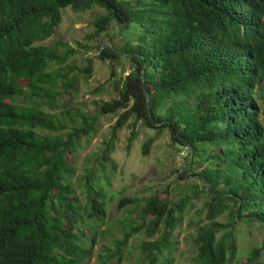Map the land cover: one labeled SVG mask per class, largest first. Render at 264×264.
Returning a JSON list of instances; mask_svg holds the SVG:
<instances>
[{
  "label": "trees",
  "instance_id": "trees-1",
  "mask_svg": "<svg viewBox=\"0 0 264 264\" xmlns=\"http://www.w3.org/2000/svg\"><path fill=\"white\" fill-rule=\"evenodd\" d=\"M94 7L107 12L89 37L97 58L112 66L125 58L132 70L109 86L111 99L85 113L76 99L81 78L93 77V59L72 66L83 45L43 43L66 9ZM112 21L134 30L135 41L98 44ZM107 115L118 119L106 156L133 120L130 142L139 123L168 130L174 146L189 148L190 167L195 158L207 164L177 201L161 193L120 200L118 209L133 208L111 244L101 242L107 203L96 173L79 179L84 203L72 163ZM61 116L80 123L67 126ZM204 196L198 221L188 223L190 264H233L240 222L264 231V0H0V264H125L128 253H137L134 264H173L175 232ZM242 264H264V240Z\"/></svg>",
  "mask_w": 264,
  "mask_h": 264
},
{
  "label": "rangeland",
  "instance_id": "rangeland-1",
  "mask_svg": "<svg viewBox=\"0 0 264 264\" xmlns=\"http://www.w3.org/2000/svg\"><path fill=\"white\" fill-rule=\"evenodd\" d=\"M107 12L103 8L94 7L86 12H76L70 8L64 11L63 22L56 30V33L44 42V45L51 46L56 42L62 41L77 46V43L83 45L79 54L69 60L70 65L84 67L87 65V59H93V77L85 82L81 78L79 94L76 99L78 107L85 113H92L93 101L109 100L113 96L109 86L120 77H127L132 70L131 64L125 58H121L116 66H112L109 61H102L97 58L100 50L95 46V42L90 40V35L95 34V22ZM136 33L126 25L119 26L112 21L107 28V34H100L98 44L103 48L115 47L122 48L127 42L135 41ZM88 49H85V47ZM113 67H116V75L113 73ZM114 75V77H113ZM69 99L64 96L62 101ZM260 100V99H258ZM167 103L161 114L165 113L169 107ZM62 121L67 126L79 124L80 120L76 117L72 123L67 116H61ZM117 115H107L100 117L98 131L91 139L82 142L77 152L72 156V163L75 167L73 181L74 188L78 191L82 201L85 203V194L82 183L79 179L91 171L96 173V182L102 187L107 203L106 223L101 225L106 234L101 242L111 244L114 240L123 237V220L129 217L131 209H118L117 205L124 198L138 199L141 203L144 199L156 193L162 196H169L177 201L182 194L190 193L189 185L197 184L195 173L202 171L207 167L198 158L194 159L196 163L190 167L192 154L189 148L182 145L174 146L171 140V134L168 130L159 134L139 123L135 131L137 136L130 142L133 131V120L122 128L112 146L111 151L105 155L107 143L112 137V127L116 124ZM152 139L153 142L147 156L143 155V148L146 142ZM108 158V163L105 159ZM184 171V173L182 172ZM181 174V180H177ZM108 179H110L108 181ZM201 185V182H200ZM202 189V188H201ZM206 197L195 199V207L185 219L184 224L175 232L178 239L177 249L173 257V264H190L192 255L195 251L191 245L190 238L192 228L188 230V223L191 218L194 223L198 218L194 212L204 206ZM135 215H132V219ZM202 216V218H204ZM219 221L228 222V214L220 216ZM239 253L236 262L233 264H242L246 262L250 251L255 247H261L264 240V231L257 224L247 220H242L236 230ZM138 239H135V241ZM137 244V243H135ZM99 248V247H98ZM137 261V253L127 254L125 264H134Z\"/></svg>",
  "mask_w": 264,
  "mask_h": 264
},
{
  "label": "built area",
  "instance_id": "built-area-1",
  "mask_svg": "<svg viewBox=\"0 0 264 264\" xmlns=\"http://www.w3.org/2000/svg\"><path fill=\"white\" fill-rule=\"evenodd\" d=\"M129 75V73L127 74V76Z\"/></svg>",
  "mask_w": 264,
  "mask_h": 264
}]
</instances>
